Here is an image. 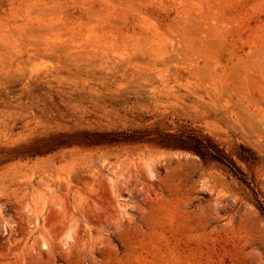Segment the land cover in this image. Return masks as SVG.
Masks as SVG:
<instances>
[{"label":"rangeland","instance_id":"1","mask_svg":"<svg viewBox=\"0 0 264 264\" xmlns=\"http://www.w3.org/2000/svg\"><path fill=\"white\" fill-rule=\"evenodd\" d=\"M0 264H264V0H0Z\"/></svg>","mask_w":264,"mask_h":264},{"label":"trees","instance_id":"2","mask_svg":"<svg viewBox=\"0 0 264 264\" xmlns=\"http://www.w3.org/2000/svg\"><path fill=\"white\" fill-rule=\"evenodd\" d=\"M218 157L224 161H226V163L228 164V166H230V169L237 171V169L235 168L234 164L232 162H230L229 160H227L222 154H218Z\"/></svg>","mask_w":264,"mask_h":264}]
</instances>
